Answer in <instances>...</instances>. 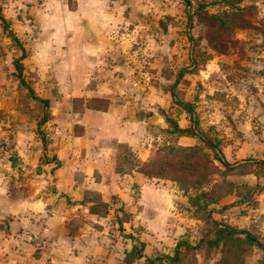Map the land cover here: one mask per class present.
Segmentation results:
<instances>
[{"label": "rangeland", "instance_id": "rangeland-1", "mask_svg": "<svg viewBox=\"0 0 264 264\" xmlns=\"http://www.w3.org/2000/svg\"><path fill=\"white\" fill-rule=\"evenodd\" d=\"M191 1L189 7L185 0H108L109 5L120 3L124 9L117 13L75 14L70 11L73 0H0V186L8 177L15 190L13 182L28 172L21 170L22 144H30L27 148L32 149L38 142L41 148L50 142L53 126L47 122L54 111L52 103L66 102L71 70L86 69L88 58L78 47L90 38L84 37V27L91 29L92 24L90 36L116 42L129 39L131 44L126 46L128 58L123 66L117 65L119 58L125 56L121 52L113 61L94 60L91 70H126L125 76L121 72L125 77L121 81L123 91L132 92L133 88L136 95L141 94V102L156 94L157 98L159 93L168 95L171 106L167 111L153 105L167 125L166 129L158 125L155 129L157 149L186 146L180 144L179 136L166 132L170 127L165 117L176 119L179 124L180 114L185 111L180 104H191L194 120L185 111L189 126H195L211 142H218L222 158L236 166L224 176L211 175L203 188L187 192L180 184V190L175 188L178 200H182L180 207H175L176 212L186 225L200 233L195 232L189 241L195 244L200 235L207 234V230L210 234L213 229L193 215L196 209L189 208L188 196L209 191L214 184L231 182L234 193L216 206L221 211L216 216H241L240 227L227 222L249 230L264 244V0ZM227 2L252 7L254 19L251 27L235 30L233 38L238 45L220 53L210 45L209 31L200 14L235 12ZM129 4L134 7H127ZM86 15L92 20L84 24ZM227 39L226 33L221 32L219 40L226 43ZM16 61H21V76ZM149 87L156 90L155 94L147 93ZM31 91L48 100V107L32 98ZM76 94V99L82 96ZM46 113L48 120L42 123ZM194 140L190 146L196 145L215 157L203 141ZM212 160L225 170L218 160ZM246 161L249 162L244 164ZM38 170L36 167L32 173ZM27 178L28 174L24 179ZM50 193L52 189L46 194ZM207 201V197L203 199L204 205ZM200 213L205 216L203 210ZM189 219L198 220L201 225L189 223ZM220 257V250L210 255L205 250L197 252L201 264H215ZM245 263L264 264V250L253 247Z\"/></svg>", "mask_w": 264, "mask_h": 264}, {"label": "crops", "instance_id": "crops-1", "mask_svg": "<svg viewBox=\"0 0 264 264\" xmlns=\"http://www.w3.org/2000/svg\"><path fill=\"white\" fill-rule=\"evenodd\" d=\"M73 1L75 14L124 9L108 0ZM90 20L86 15L82 21ZM91 29L84 27V37L90 38L78 47L88 58L86 69L71 70L66 102L52 103L50 142L32 149L22 144L21 170L28 172L13 182L15 190L8 177L0 186V264H144L158 254L172 255L180 237L199 233L176 212L182 201L176 184L139 171L156 149L157 125L167 127L153 105L167 111L168 95L141 102L132 87L123 91L126 70H91V62L113 61L121 52L125 56L117 65L123 66L131 44L98 39L90 36ZM149 88L147 93L155 94ZM78 92L82 96L76 99ZM186 115L180 114L181 128L189 126ZM179 141L190 146L195 140L179 136ZM213 216L240 227L241 216ZM137 243L144 246L142 257H129Z\"/></svg>", "mask_w": 264, "mask_h": 264}, {"label": "trees", "instance_id": "trees-1", "mask_svg": "<svg viewBox=\"0 0 264 264\" xmlns=\"http://www.w3.org/2000/svg\"><path fill=\"white\" fill-rule=\"evenodd\" d=\"M185 1L190 7L192 1ZM227 5L235 8L236 11L232 13L225 11L222 14H209L207 12L200 14L202 20L204 18L202 22L205 23L209 31L208 41L210 45L215 51L220 53H226V49L232 45L237 46L238 40L233 38L235 30L251 27L254 19L252 7H239L238 3L229 4V2H227ZM2 20L6 22L4 17H2ZM221 32L226 33L228 37L226 43L219 40ZM216 39H218V41H216ZM20 62L21 61H16L15 67L21 76L22 64ZM184 71L185 70H183L182 73ZM22 83H24V80ZM31 95L32 98L43 102L45 106L48 107V100L39 98L35 95L34 91H31ZM172 96H174L173 92ZM180 105V108L192 115V120H194L195 116L191 104L183 103ZM47 116L48 114L46 113L42 123L47 122ZM165 118L170 127V129L166 131L167 133L200 139L208 149L212 150L215 157H211L204 149L196 147V145L156 148L152 152L149 160L144 162L139 168V171L146 177L172 181L177 187L180 184V188L184 190V192H187L189 189L203 188L204 184L209 182V177L211 175L220 174L224 176L235 169L236 166L231 165L222 158L218 142L214 143L206 139L195 126L181 128L176 119ZM212 158L218 160V162L225 167V170L222 171L220 166L216 165ZM248 162L249 161H246L244 164ZM232 187L231 182H223L222 184H214L209 191L202 190L197 196H188L190 203L189 208L196 209L193 215L202 221L205 226L206 224L207 226L212 225V232L209 234L207 230V234H203L195 244L189 241V236H184L180 241H177L172 255L158 254L154 257L146 258L144 264H201L198 261L197 252L202 250H205L206 255H210L214 250H220L221 257L215 264H246L245 258L247 253H249L253 247L258 246L264 250V244H262L249 230L239 229L229 224L226 220L214 218L213 215L216 212H221L216 210V206L227 196L234 193ZM180 188L178 187L179 190ZM206 197L208 201L204 205L203 199ZM201 210L205 212V216L200 213ZM199 214H201V216ZM143 247L142 243H137L129 254V257L141 258L143 255Z\"/></svg>", "mask_w": 264, "mask_h": 264}]
</instances>
